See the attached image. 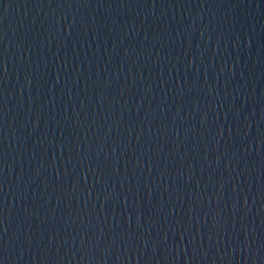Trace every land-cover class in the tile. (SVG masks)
Listing matches in <instances>:
<instances>
[{
    "label": "water",
    "instance_id": "water-1",
    "mask_svg": "<svg viewBox=\"0 0 264 264\" xmlns=\"http://www.w3.org/2000/svg\"><path fill=\"white\" fill-rule=\"evenodd\" d=\"M0 264H264V0H0Z\"/></svg>",
    "mask_w": 264,
    "mask_h": 264
}]
</instances>
